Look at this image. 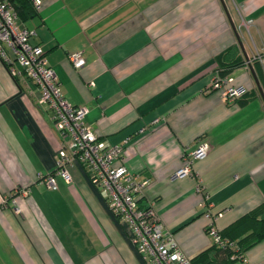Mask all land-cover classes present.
Masks as SVG:
<instances>
[{
	"label": "crops",
	"instance_id": "obj_1",
	"mask_svg": "<svg viewBox=\"0 0 264 264\" xmlns=\"http://www.w3.org/2000/svg\"><path fill=\"white\" fill-rule=\"evenodd\" d=\"M30 2L34 13H17V25L34 31L63 96L87 108L105 143L131 137L123 156L147 181L140 203L187 256L212 244L209 202L218 229L264 203V0ZM231 46L225 60L242 63L226 85L246 91L243 102L210 87ZM15 66L12 74L0 58V264H144L88 169L72 160L69 182L53 173L64 137L37 83ZM201 141L207 155L174 176ZM50 173L55 189L39 178ZM244 258L264 264V238Z\"/></svg>",
	"mask_w": 264,
	"mask_h": 264
},
{
	"label": "built area",
	"instance_id": "obj_2",
	"mask_svg": "<svg viewBox=\"0 0 264 264\" xmlns=\"http://www.w3.org/2000/svg\"><path fill=\"white\" fill-rule=\"evenodd\" d=\"M35 6L40 0H32ZM17 12L9 0H0V58L10 66L12 74L24 70L33 79L40 90L39 100L52 111L53 125L64 137L58 151L57 163L53 173L62 176L66 181L71 177L66 165L72 160L80 162L91 173V180L103 191L111 210L131 230L132 241L141 255L144 264H192L177 245L172 234L163 229V224L152 204L143 205L139 196L143 193L147 181L139 174L130 171L124 163V150L131 137L121 143H105L92 125L85 122L87 108L74 105L63 96L54 70L48 64L43 49L29 39L33 30L17 25ZM10 53L12 55H10ZM75 67L84 64L85 59L80 51L68 54ZM215 67L210 87L219 89L227 100H235L244 90L240 87L226 85L227 76L220 78ZM209 145L201 141L196 148L184 151V164L174 172V176L191 173V164L195 159L207 155ZM44 184L57 188L53 174L39 175ZM212 203L206 206L205 225L212 241L225 245L215 225L218 213L211 211ZM18 211V208H15ZM244 264H253L244 257Z\"/></svg>",
	"mask_w": 264,
	"mask_h": 264
},
{
	"label": "trees",
	"instance_id": "obj_3",
	"mask_svg": "<svg viewBox=\"0 0 264 264\" xmlns=\"http://www.w3.org/2000/svg\"><path fill=\"white\" fill-rule=\"evenodd\" d=\"M17 13L25 17L34 13L30 0H9ZM235 46L226 48L218 57L217 74L220 78L226 76L227 71L242 63L241 58L234 57L225 60L226 56L235 53ZM246 91L237 97V101L243 102ZM221 237L229 243L220 245L214 241L212 244L193 257H189L192 264H232L241 257L253 244L264 238V203L243 214L223 229H218Z\"/></svg>",
	"mask_w": 264,
	"mask_h": 264
}]
</instances>
